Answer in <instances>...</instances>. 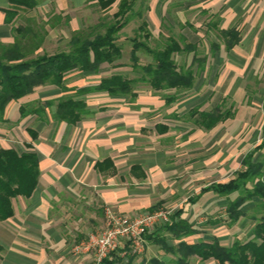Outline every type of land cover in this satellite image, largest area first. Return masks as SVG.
Instances as JSON below:
<instances>
[{
    "label": "crops",
    "instance_id": "obj_1",
    "mask_svg": "<svg viewBox=\"0 0 264 264\" xmlns=\"http://www.w3.org/2000/svg\"><path fill=\"white\" fill-rule=\"evenodd\" d=\"M199 1L192 4L218 10L220 29L241 21V39L231 51L221 45L213 54V60L219 58L216 68L209 63L194 87L172 104L166 106L149 88L132 103L103 92L75 94V89L112 75L100 76L102 72L121 66L104 67L93 80L70 73L64 89L39 86L6 106L0 149L35 152L39 176L31 196L12 199V217L0 221V264H91L90 257L74 255L72 247L104 227L106 208L120 215L169 209L191 230L177 236V231L155 228L144 237L143 252L137 256L121 241L107 258L114 264H177L180 243L216 240L229 247L252 237L254 226L248 222L255 218V203L246 202L243 216L229 225L227 204L237 194L220 196L205 189L231 179L263 138L264 85L259 97L250 87L264 73V0ZM35 2L28 10L0 0V53L19 38L17 28L29 29L28 36L41 41L31 56L45 53H38L43 42L56 35L50 14L66 15L69 0ZM40 19L50 26L43 34L29 25ZM70 97L85 104L75 123L56 118L58 103ZM227 101L237 107L226 108ZM221 103L230 118L210 130L194 124L193 110L210 111ZM21 107L28 110L24 117ZM249 204L248 214L244 209ZM186 264L219 263L191 255Z\"/></svg>",
    "mask_w": 264,
    "mask_h": 264
},
{
    "label": "trees",
    "instance_id": "obj_2",
    "mask_svg": "<svg viewBox=\"0 0 264 264\" xmlns=\"http://www.w3.org/2000/svg\"><path fill=\"white\" fill-rule=\"evenodd\" d=\"M144 0H94L101 11H109L115 6L112 20L94 27L91 34L75 33L69 41L67 52L55 54H41L29 58L40 48L41 41L28 36L29 29L17 28L19 38L13 44L4 47L0 53V123H4V111L11 101H17L43 85H55L64 89V81L68 74L78 72L81 75L98 74L104 67H121L118 63L122 57V48L118 44L120 31L137 17L142 18V11L136 8ZM15 7L31 10L35 7V0H9ZM216 31L219 43L210 45L211 56L221 45L226 51H231L239 44L241 36L237 26L223 30L217 23L209 24ZM103 29L99 32L97 29ZM138 35L131 40L130 67L133 78L122 74H112L99 79L98 82L75 89L77 96L88 93L103 92L111 97H121L128 102H135L137 98L136 85L144 84L152 93L158 94L166 106L172 104L184 91L191 90L199 76L204 72L208 55L199 56L198 44L187 42L184 37L180 40L172 35L165 38L161 47L150 48L148 41L152 34L148 24L142 19L138 27ZM140 39H144L143 41ZM138 52L150 56V61L141 64ZM191 62L188 67L179 65L174 55H189ZM222 103L210 111L193 110L190 113L194 124L204 130H210L218 123L232 116L230 110H221ZM85 110V104L71 97L62 99L57 105L56 118L59 121L75 123ZM21 116L28 110L20 108ZM34 139L33 132L30 133ZM262 141L248 152L242 159V169L224 183L211 185L220 196L237 194L227 204L229 225L235 224L243 216V205L254 202L255 206L264 212V127ZM38 156L35 152H19L16 149H0V221L7 220L13 215L12 199L28 198L37 186L39 168ZM156 211L153 208L150 212ZM254 219V218H253ZM156 228L167 229L181 236L191 233L190 226L182 219L176 220L171 214L170 222ZM155 230V229H154ZM153 230V231H154ZM152 231V232H153ZM152 232L145 234L144 237ZM182 254L177 264H186L191 255H197L202 260L213 258L219 264H264V217L256 221L252 237L245 242L236 240L231 246L224 247L218 241L211 243L199 242L193 245L179 244ZM101 264H114L107 258Z\"/></svg>",
    "mask_w": 264,
    "mask_h": 264
},
{
    "label": "rangeland",
    "instance_id": "obj_3",
    "mask_svg": "<svg viewBox=\"0 0 264 264\" xmlns=\"http://www.w3.org/2000/svg\"><path fill=\"white\" fill-rule=\"evenodd\" d=\"M193 1L194 0H144L142 6H140L139 1L136 5V8L142 11V18H133L129 22V24L120 31L118 36V44L122 48V57L118 61V63L123 64V68L116 71H114L113 69H109L108 71L102 72L100 76H107L115 72L121 73L122 75L128 78H133L135 76L134 73L129 69L131 68V40L137 37L139 33L138 27L142 19L146 21V23L148 24V30L152 34L151 38L146 41L147 45L150 48L156 49L158 47H161L165 41V38L170 35H172L177 40H180L181 36L184 37L187 42L192 43L194 41L196 44H198L199 56H209L206 62V66L211 63L210 65H213V67L216 68L215 66L218 65L219 58L213 60V55L211 56L209 50L210 45L212 43L217 42L220 44V41L219 39H217L215 29L210 28L209 24L216 22L217 27L220 29L218 10L215 9L209 11L208 9L202 7L203 5L205 6V3H201V0H197L200 2L197 5L192 4ZM188 2H191V4L188 5ZM68 5V13L66 15H63L62 11L50 14V26L55 25L56 30H54V32L56 33V35L55 37H53L52 40H47L43 42L41 47L42 51L38 52L39 54L41 52H67L69 50V41L75 33H93L94 27L99 26L105 22L111 21L112 14L115 12V6L109 11H101L94 2V0H69ZM29 25L33 31H41L42 34L44 33V29L46 30V28L48 29L50 27L49 24L47 25L46 23H44L43 19H40V23ZM233 26H237L238 29L241 28V21H236ZM97 30L99 32H103V29L99 28ZM140 40L143 41L144 39ZM137 56L139 58V63L141 64H145L151 59L150 56L144 54L143 52H138ZM191 56L192 54L174 55V59L179 65H184L185 67H188L191 62ZM32 57L34 56H29V58ZM97 75L99 76V73L95 75L91 74L83 76H91L92 78ZM201 76H203V73H201L199 79ZM91 80H93V78ZM254 84V86L250 87V90L253 92L252 94L259 97V89H261L264 85V73L259 80L255 81ZM147 88L149 87L144 84H137V96L139 93L141 94L142 92H146ZM251 99L252 98H250V101L248 100V104H251ZM247 103L246 105H248ZM229 106L235 108L237 107V104L235 102L227 101L226 108ZM258 122L259 125H261L262 123H264V119H262V123L260 121H257L256 123ZM262 154L264 156V149L262 150ZM251 205L249 204L248 206L250 207ZM250 209L251 207H245L244 210L249 214L252 211ZM251 214H253L255 218L249 221L248 224H252V226L256 224V221L258 219L264 217V212L256 206Z\"/></svg>",
    "mask_w": 264,
    "mask_h": 264
},
{
    "label": "built area",
    "instance_id": "obj_4",
    "mask_svg": "<svg viewBox=\"0 0 264 264\" xmlns=\"http://www.w3.org/2000/svg\"><path fill=\"white\" fill-rule=\"evenodd\" d=\"M104 227L96 234H90L72 247L76 256H87L91 264H101L114 253L123 241L131 254L141 255L144 236L157 226L170 222L171 210L159 209L148 213L120 215L105 209Z\"/></svg>",
    "mask_w": 264,
    "mask_h": 264
}]
</instances>
